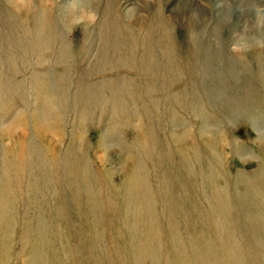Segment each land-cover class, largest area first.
I'll return each mask as SVG.
<instances>
[{"label": "rangeland", "instance_id": "obj_1", "mask_svg": "<svg viewBox=\"0 0 264 264\" xmlns=\"http://www.w3.org/2000/svg\"><path fill=\"white\" fill-rule=\"evenodd\" d=\"M6 169L0 264H230L264 241V0H0Z\"/></svg>", "mask_w": 264, "mask_h": 264}, {"label": "bare ground", "instance_id": "obj_2", "mask_svg": "<svg viewBox=\"0 0 264 264\" xmlns=\"http://www.w3.org/2000/svg\"><path fill=\"white\" fill-rule=\"evenodd\" d=\"M26 31H27V33L32 32V30L30 28ZM36 111H38V110L34 108L33 111L31 112L32 125H33L34 129L37 128L35 125L39 126L40 128H43V125H45V124H48L47 126H50L51 123L48 121H45V119L52 118V117H50L49 113L45 112L44 115H42L43 116V118H42L39 116L40 113H37ZM18 125H22V123H21V121H19V119H18V121L15 120L12 123H9L7 125V127L14 128V127H17ZM3 168H5V167H3ZM7 177L8 176H7V169H6L5 178H2L1 182H0V207H2V208L4 207V201L6 200V195L8 193V186L6 187L5 185H6V183L10 182ZM29 178H32V176H29ZM7 179H8V181H7ZM29 183L31 184L32 181H30ZM143 183L144 182H142L141 184L133 183V182L132 183L127 182V184L124 186V192L121 195V198L123 200L122 226L126 229L127 234L129 235V241L136 243L138 246H142L143 241L147 242L144 238L147 237L148 233H149V236H148L147 240L150 237L156 236L157 234L151 235L150 232L153 230L157 231V229H158V228L155 229V227H154V221H153V217H152L153 209L151 208L152 201L157 199V197H155V199H153V195H151V194L146 195L145 193L148 191V189H147V187H145L143 185ZM2 204H3V206H2ZM221 212H225V209H221ZM150 217H151V220L149 219ZM172 220H173V218H172ZM225 220H226V217H225ZM173 226H174V223L172 221L171 222L169 221V223L167 224V228L171 229ZM35 230H36V228H35ZM40 233H41V231H40ZM38 237H39V235H38ZM43 238L44 237H42V239ZM254 238H255L254 239L255 244L252 246H249L247 248H242V247L232 248L230 246H226V248H227L226 251L231 253V254H225L228 257L230 264H261V261H262L261 258L264 257V241L262 240V237L260 235L255 234ZM44 240H42V241L39 240V241L42 244V242ZM35 241H36V244L39 243L37 240H35ZM35 241H33L34 244H35ZM30 243H32V241ZM238 243H239V241H238ZM235 249H238V250H235ZM142 251H143V249H137L136 250V254L134 255V258H135L137 263L139 262V259L142 256ZM46 264H47V262H46ZM200 264H225V263H222V261L219 260V256H217V254H212V255L206 256L204 259L200 260Z\"/></svg>", "mask_w": 264, "mask_h": 264}, {"label": "clouds", "instance_id": "obj_3", "mask_svg": "<svg viewBox=\"0 0 264 264\" xmlns=\"http://www.w3.org/2000/svg\"><path fill=\"white\" fill-rule=\"evenodd\" d=\"M233 50L234 51H241L242 49L238 45H233Z\"/></svg>", "mask_w": 264, "mask_h": 264}]
</instances>
